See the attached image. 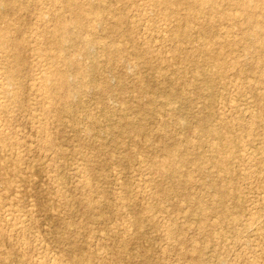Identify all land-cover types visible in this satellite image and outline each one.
I'll return each mask as SVG.
<instances>
[{
	"label": "rangeland",
	"instance_id": "obj_1",
	"mask_svg": "<svg viewBox=\"0 0 264 264\" xmlns=\"http://www.w3.org/2000/svg\"><path fill=\"white\" fill-rule=\"evenodd\" d=\"M18 1H20L22 6H26V4L29 6V9H23L24 12H19L21 15L25 14L24 17L26 16L25 18H27L28 21L24 19L27 23L22 25L26 27L28 24V26L23 29L24 31H21V35L19 33L17 34L16 31L13 32L14 28H12V26H9V28L12 36L14 35L16 38L17 36L18 38H22L25 41V45L27 44V57L22 64L23 66H21V77L24 79H22V84H24L23 89H25L27 96L23 97V102H20V104L11 103L9 111L6 112L8 115L5 113L0 114V129L2 127L4 131L7 130L5 134L8 141L10 142L11 140L12 142V144L5 145L0 139V170L6 168L4 164L7 162L12 163L9 158L13 157L16 153L20 154L19 156H21L22 162L17 166V169L19 172L20 169L23 171L25 170L24 172L21 170L20 176L25 177L30 182V187L28 188L32 194H24L25 192H22V195L18 194V198H15L13 196L15 194L14 192L12 194L11 191L2 192L5 191V186L0 185V252L4 254L6 258L5 261L0 262V264H39L38 258H43L44 263L47 264H56L57 261L55 260L58 259L64 260L67 264H71L76 257L80 258V254L82 253L81 259L84 264H119V262L121 264H183L184 261H189V263L192 261L191 253H188L186 256H181L184 249L188 247L185 245L188 240L192 241L191 243L195 244L194 246L203 248L201 255L204 261L200 264H215L216 260L214 258L220 253H222L225 258V264H264V168L263 164L261 162L259 163L260 158H264V84L258 83V79L260 78L259 75L252 73L249 74V76H252L251 79L254 80L253 83L255 84L254 88H249L247 81L240 78L243 77V75L239 77L236 73V69H242L245 66V68H250L252 64L257 62L260 56L256 46L248 47L241 39V33L245 27L254 29V27L251 26L252 24L246 22L241 28H231L233 25H231L232 23L230 21L220 20L216 17L214 23L219 37L220 35L224 36L223 38L227 35L232 38L234 37L233 39L236 44L235 49L237 50L235 54H230L226 51L222 57L215 58V46L209 47L207 54L201 50V46L205 43V40H203V38L201 39L202 31L200 28H197V30L194 29L193 31V37L196 39L193 37L185 39L183 35H178L177 30L180 28V24L176 22L175 17L167 18L165 16L166 7L162 1L124 0L123 3H120L115 0H107L103 2V6H111L112 10L117 8L114 11H116V13H123L126 18L123 19L124 23L120 29L110 33L105 26H108V21H112L113 15L107 13L108 16L106 20L97 27L95 35L101 42L110 43L109 47L111 50H116L118 48L125 50L126 57L124 56L125 61L122 62L124 66L121 62L109 63L107 61V56H102V54L97 53L96 51L100 50V48H97L99 45L95 46V49H97L96 51L92 50L90 54L82 57L81 65L85 69V72L89 74L83 79L81 77L75 78L74 82H78L79 80L88 82L94 79L95 82L98 83L94 88L96 92L92 89L91 93H86L88 95L87 97L86 94H83V96L82 94L72 96L69 105L72 107L78 106V102L84 99L86 102L85 106H87L86 109L90 111H78L77 109L74 111L70 109L72 112H65V120L76 119L74 121L78 124L74 130L70 128L68 124L66 125V123H64V125L60 124L56 116L51 114V117L49 116V124L44 126H48V137L56 140L57 144L48 146V148L44 149L42 148V142H45L44 139L47 138V135L41 134L40 127L45 121V106L41 105L40 91H38V89L41 85L42 74L54 68L53 60L51 62V58L49 60L48 55H52L51 52L53 53L55 49L46 47L48 49L46 50L44 48L46 45H43V49L39 51L33 45V39H41L40 42H44L42 39L46 37L43 33L44 27L41 28L42 24L38 23L37 19H35L34 12L37 11L32 8L38 10V13L43 10L41 13L48 14V10L46 11L45 9L47 7H43L38 0ZM218 1L222 2L220 4H223V7L228 11L237 12L240 10L239 8L237 9V6L232 0ZM225 1L227 3H225ZM253 1V4L257 2V0ZM263 1L264 0H259L256 4V8L260 7L264 3ZM30 4L32 6H30ZM206 6L208 5H202L204 15L199 14V18H202V20L206 19V16L214 14L211 7L208 6L206 8ZM25 11H28L27 13L29 14ZM222 11L225 10H218V15H220ZM184 12L190 15L195 14L194 11L187 10L181 13L183 14ZM263 12L264 10L257 8V13L261 17H259L260 20H262V16H264ZM239 18L241 21L247 20L246 15L241 12ZM185 31L186 28H183L182 33ZM32 32H34V34ZM25 33L27 35H24ZM133 35L136 41L132 40ZM156 39L158 41H156ZM174 42L181 43L183 52H189L190 55L189 53L187 54L188 56L177 54L181 52L176 53L175 50L172 49L173 44H175ZM138 45H140V47ZM73 49L76 50L75 47H71V50ZM139 50L143 51L144 54H138ZM149 51L158 54V57H153V60L150 62L149 59H146L145 55ZM0 53L1 58L4 60V62L2 59V61L0 60V71L5 72L9 67L8 65L11 64L9 63L11 58L8 57L10 53L1 50ZM4 55L7 56L4 57ZM6 57H8L6 60L8 61L10 58V61L7 62L5 60ZM219 58L225 62L223 68L229 66L227 67L228 72L224 75L227 86L223 84V80L219 81L221 78L220 76H217L218 78L215 77V86L217 89L220 87L219 89L223 91L222 97V91L218 93V90L215 89L212 95V93L206 89V82L202 74L200 75L197 71L199 69L198 67L203 68V71L216 68L215 62L220 60ZM243 58L246 59V62ZM233 62L240 63V67L238 68ZM108 64L111 68L108 67ZM118 64L122 66H118ZM235 66L236 68H234ZM105 68H107L106 71ZM111 70L117 73L114 75ZM38 72L41 74L39 73V75H37ZM94 72H96V74L98 73L97 76H95L96 74H94ZM100 72L102 74H100ZM121 72L125 73L123 74ZM110 73L113 74V76ZM106 74L113 77L114 80L108 76L110 81L112 80V83H110L113 84L114 82L113 85H116H111L112 92L108 97L105 96L106 94L100 92L103 87L102 84L104 79L107 76ZM133 74L137 75H134V77ZM139 77L141 78L140 82ZM162 77H164V80ZM176 77L180 78L178 83L179 86L173 83V89L169 86V84H171L169 81H173L172 79ZM131 79L135 81V84ZM117 80L119 81L117 82ZM100 81H102V83H100ZM136 81L140 86L137 89L135 87L137 84ZM158 81L161 84L163 83L162 87L160 83H157ZM151 83L152 86H154L153 89L155 88L154 90L151 89ZM164 83L166 85H164ZM123 84L125 86H123ZM133 84L134 87H131ZM156 84H158L159 87L156 86ZM128 86L130 88L126 89ZM164 86L165 88L167 86V88L165 89ZM224 86L226 87L225 89H223ZM149 88L151 90H149ZM172 91L174 92L173 98H177V101L172 105H168L166 104V93L172 94ZM258 91L259 93H257ZM89 94L91 95L89 96ZM139 95L141 96L139 97ZM134 97L136 98L134 99ZM103 99H105L107 106L112 111L114 110V115H107V112L101 104V100ZM141 100L145 102L144 104L142 101L145 106H147L149 102L154 101V108L149 110L145 109L148 107L144 106L140 108V106H142V104L140 105ZM146 101L149 102L147 103ZM203 101L204 103H202ZM231 101L235 102H233V104H235L236 111L229 107V104H232ZM47 107L48 105L46 108ZM198 107L201 108L199 109ZM12 112H14V114ZM126 118L142 126L145 133L139 137L137 132L133 134L132 132H125L122 129L111 130L112 124H120L122 121H125ZM201 118L207 120L202 122ZM222 118L224 120H222ZM9 119L10 121H8ZM254 119L258 122L255 123ZM162 120H171V122L167 124ZM157 121L161 122L157 123ZM221 121H226L233 126L231 133L225 134V137L236 144L235 152H237V154L235 156L231 155L227 160L223 156H229V150H219L220 144H223V142L225 143V141L210 139L209 136L203 133V126L205 127L206 124H212L218 127L221 126L219 125ZM88 126L92 127L91 131L87 130ZM84 131L87 134L84 133ZM172 132H176L179 137L171 138ZM146 137L150 139L147 146L141 145V147H137L131 142L133 138L137 140L139 138V141H145ZM201 137L204 141L201 143V147L198 150L195 145H198V141ZM151 144L155 145L157 151L156 149L153 151ZM165 147L172 150L178 148L180 151L191 149L188 155L185 156L192 161V163L188 165L189 168L188 166L183 167L182 157L180 158L179 156L178 159V156H170L166 153L164 151ZM197 151V154L202 153L206 155V157H210L211 160H203V162L193 161ZM214 159L223 160V164L220 165L219 171L213 167ZM179 160L181 161L179 162ZM142 161L144 162L142 163ZM146 161H153V163H147ZM176 161L178 162L176 163ZM163 162L165 166L161 165ZM169 162L173 165H182L181 171L176 174L178 178L173 176L170 170L165 174V178L163 175L164 173L162 174L163 176H161L158 168L168 167L171 165ZM145 164L147 166H145ZM10 166L15 165L10 164ZM153 166L157 170L154 169ZM198 166L205 170V174L207 173L206 176L196 171ZM186 167L188 169L187 172L193 175V180L195 179V181H193L195 185L192 184L190 188H186L185 184L182 183L184 181L183 177L182 181L181 178L179 180L181 176L179 174L185 173ZM229 167L233 169L234 174H229ZM29 172H33V175L29 174ZM169 173L172 176H169ZM15 175L16 174H13L12 178L16 177ZM149 176H151V178ZM153 177L155 179L151 180ZM173 178L175 179L173 180ZM230 178L234 180L233 184H231V188L238 190L240 194V203L234 197H226L224 199L225 201L221 202L219 199V191L221 188H219V191H216L209 187L212 182L218 183L220 187L225 181L231 180ZM217 180H219V182H217ZM84 182H87L88 186L84 185ZM159 182L163 185H160ZM156 185H158V187ZM34 186L38 187L37 191ZM161 188L168 191V196L161 197L159 195L158 191H161ZM172 188L175 189L174 192ZM42 190L44 191L42 192ZM178 191L180 192L178 193ZM213 191L214 193L212 194ZM181 192L182 197L179 196ZM185 193L188 194L185 195ZM59 194L61 195L59 196ZM23 195H25V198ZM200 197L202 198L200 199ZM216 200H218V202ZM38 201L40 202L38 203ZM216 202L219 205L216 204ZM222 203L230 208L232 213H240L241 223H235L239 222V220H236L231 224V217L227 218L225 223H223L224 229L217 227L216 229L212 228L213 237L220 236L225 238V242L229 245L226 251L220 250V252H218L210 247L207 249L204 248L207 239L203 234L205 230L208 233L212 231L210 224L219 219L216 212L221 209ZM203 204L205 206H203ZM27 205H31V211L27 210L28 207H24ZM91 205L92 208L90 209L89 207H91ZM146 208H153L154 213L146 211V215H154L156 217V224L145 218L142 227L139 228L135 224L136 213L140 210H146ZM211 208H216L217 210L213 212ZM201 211H204L202 215H204L203 218L207 221L205 229H202L203 226L199 224L202 218L199 213ZM6 212L12 214L10 218H13L15 222L22 221L20 219L25 218L24 221L27 226L23 233L15 234L16 231H11L7 222ZM17 212L19 213L16 214ZM36 212H38V214ZM249 214L255 216V219L258 221L257 226L253 228L243 226L245 223V216ZM22 215H24V217H22ZM32 215L37 223L32 221ZM43 226L47 227L44 228ZM172 226H174V230L171 233L170 227ZM7 233L11 234L8 235ZM183 239L187 240V242L184 243ZM64 245H66V251L65 248H62ZM35 246L36 248H34ZM74 247H76V251H74ZM81 247L83 249L85 247L86 249L83 250ZM70 250L72 251L70 252ZM65 252L68 253L67 257ZM76 253L77 255H75ZM54 257L57 258H55L52 263L51 261Z\"/></svg>",
	"mask_w": 264,
	"mask_h": 264
},
{
	"label": "bare ground",
	"instance_id": "obj_2",
	"mask_svg": "<svg viewBox=\"0 0 264 264\" xmlns=\"http://www.w3.org/2000/svg\"><path fill=\"white\" fill-rule=\"evenodd\" d=\"M107 0H38V2L44 7L46 6L47 8L46 11L48 10V14H45V13H41L39 12L38 13V10L32 8L33 10L37 11V12H34V16H35V19H37L38 23L42 24L41 28L44 27L43 29V33L45 35V39L43 38L42 40H44V42H40L39 39H33V45L36 49H38L39 51H41V49H43V45H46L44 48L46 50H48L47 48L49 49H55L53 50V53L51 52L52 55H48L49 57V60L51 58V62L53 60V65H54V68L51 70V71H47V72H44L41 76V85L40 84H37V85H40L39 86V89L38 91H40V100H41V105L42 106H45V109H44V115H45V121L43 122V124L41 125V134L42 135H47V138L44 139L45 142H42V148L46 149L48 148V146H54L57 144V141L56 140H53L51 138L48 137V126H44V125H48L49 124V121H50V115L51 114H54V116H56V118L58 119V121L60 122V124L64 125V123H66V125L68 124V126L70 128H72L73 130L76 129V119L74 120H69V119H66L65 120V112H72L70 111V109H73L74 111L77 109L78 111H86L88 109H86L87 106L86 105V102L84 101V99H81L78 103L79 105L78 106H75V107H72L71 105H69V102L71 100V97L72 96H76V95H79V94H88V93H91V90L94 89L96 87V85L98 84L97 82H95L94 79H92V81H88V82H83V81H78V82H74L75 78H85L88 76L89 73H86L85 72V69L82 67L81 65V60H82V57L87 55V54H90L92 50L96 51L97 49H95L97 45H99V47L97 48H100V50L96 51L97 53H100L102 54V56H107V61L110 63H120L122 64V62L125 61V50L124 49H121V48H118L116 50H111L110 49V43L108 42H101V40H99V38L96 37L95 35V31L97 29V27L100 25V24H103L104 20H106V17L108 16V14H112L113 17H112V21H108V26H105L107 27V31L108 32H112V31H115V30H118L121 28V26H123V19L126 18L125 15H123V13L121 12H118L116 13V11L112 10L111 9V6H103L102 3L105 2ZM109 1V0H108ZM115 1H118V2H122L124 0H115ZM160 2L162 1V3L164 4V6L166 7V13H165V16L167 18H170V17H175L176 18V22L180 24V28L177 30L178 32V35H183L185 39H190L191 37H193V31L194 29L197 30V28H200L201 31H202V35H201V39L203 38V40H205V43H203V45L201 46V50L207 54V51H208V48L211 47V46H215V58L216 57H222L226 51L227 53H230V54H235L236 50L235 49V42H234V37L232 38L231 36L227 35L225 38H223L224 36H221L219 37V34L216 30V25L214 23V21L216 20V17L219 18L220 20H224V21H230L233 25L231 28H238L241 26H243L244 23L246 22H249L250 24H252L251 26L254 27L253 28H244L242 30V33H241V39L244 41V43L246 44V46L248 47H251V46H256L260 56L257 60L256 63L252 64V66L250 68H239V64L238 62H233L234 65H236L239 69H236V73L239 75H243V77H240V78H243L245 81H247L248 85H249V88H254V84L253 81L251 79L252 76H249V74H252V73H256L259 75V81L258 83H262L264 84V16H261L263 17L262 20L259 19V14L257 13V8H261L262 10H264V3L260 6V7H257L256 8V4L257 2H259V0H257V2L255 4H253V0H232L234 2V4L237 6V9L239 8L240 10H238L237 12H231V11H228L227 9H225L223 7V4H220L222 2H219L218 0H159ZM256 1V0H255ZM27 2V1H26ZM35 2V1H34ZM33 2V3H34ZM264 2V1H263ZM225 3H227L225 1ZM113 4V3H112ZM208 5L211 7L212 11L214 12V14L210 15V16H206V19L202 20V18H199V14H203V8H202V5ZM34 5V4H33ZM30 6H32L30 4ZM39 6V5H38ZM41 6V7H42ZM206 6V8L208 7ZM231 6V5H230ZM24 8H27L29 9V6L28 4H26V6H22V4L20 3V1L18 0H0V50L1 51H6L8 53H10V55L8 57L11 58V61L8 59V61H10L8 66V71L5 70V72H2L0 71V114L2 113H5L7 111H9V108L11 107L10 104L11 103H18L20 104V102H23V97L27 96V94L25 93V89H23V85L22 84V79L23 77H21L22 73H21V66H23L22 64L24 63L26 57H27V53H26V47H27V44L25 45V41L22 39V38H16V36L14 37V35L12 36L11 35V32H10V28L9 26L12 28H14V31L13 32H17V34L19 33L21 35V31H24L23 29L26 28L24 27L23 25L25 23H27V18L24 17V15H21V13L19 12H24ZM114 8V7H113ZM132 8V7H131ZM139 8V6H138ZM158 8V6H157ZM220 9H223L225 11H222L220 15H218V10ZM159 10V9H158ZM184 10H187V11H194L195 14L193 15H190L186 12H184L183 14L181 12H183ZM208 10V9H207ZM30 11V10H29ZM45 11V12H46ZM141 11V9H140ZM143 11V10H142ZM205 11V10H204ZM26 13L28 11H25ZM135 12V11H134ZM240 12L241 13H244L246 15V18L247 20H243L241 21V19L239 18V15H240ZM146 13V12H145ZM264 13V12H263ZM29 14V13H27ZM26 14V15H27ZM136 14V13H135ZM156 16V15H155ZM28 17V16H27ZM142 17V16H141ZM155 18V17H153ZM261 18V17H260ZM27 22H25V20ZM146 21V20H145ZM219 22V21H218ZM172 23V22H171ZM23 24V25H22ZM173 24V23H172ZM125 25V24H124ZM146 25V24H145ZM165 25V24H163ZM23 26V27H22ZM174 26V24H173ZM104 27V28H105ZM223 27V26H222ZM140 28V27H139ZM183 28H186V31L184 33H182V29ZM224 28V27H223ZM226 28V27H225ZM39 29V28H37ZM163 29H164V26H163ZM103 30V29H102ZM170 30V29H169ZM195 30V31H196ZM229 30V29H228ZM27 31H28V28H27ZM26 31V32H27ZM38 31V30H37ZM40 31V30H39ZM230 31V30H229ZM234 31V30H232ZM118 32V31H117ZM160 32V31H159ZM166 32V31H165ZM171 32V31H170ZM197 32V31H196ZM34 34V32H32ZM32 33H30L31 35H33ZM123 33V32H122ZM174 33V32H173ZM14 34V33H13ZM16 34V35H17ZM132 34V33H131ZM158 34V33H157ZM24 35H27L26 33ZM23 35V36H24ZM130 35V33H129ZM172 35V34H171ZM177 35V36H178ZM176 36V37H177ZM26 37V36H25ZM169 37V36H168ZM197 37V36H196ZM27 38V37H26ZM40 38V36H39ZM195 38V37H193ZM223 38V39H222ZM112 39V38H111ZM196 39V38H195ZM195 39H192V40H195ZM222 39V40H221ZM46 40V41H45ZM132 40L133 41H136L134 35L132 36ZM153 40V39H152ZM168 40V39H167ZM176 40V39H175ZM27 41V40H26ZM156 41H158L156 39ZM190 41V40H189ZM31 42V41H30ZM47 42V43H46ZM163 42V41H162ZM164 43V42H163ZM175 43V42H174ZM143 44V43H142ZM151 44V43H150ZM29 46V45H28ZM31 46V44H30ZM115 46V45H114ZM140 47V45H138ZM169 46V45H168ZM42 47V48H41ZM47 47V48H46ZM71 47H75V49L71 50ZM152 47V46H151ZM167 48V47H166ZM169 48V47H168ZM44 49V50H45ZM171 49V48H170ZM172 49L175 50V52H181V53H177V54H183L184 56H188L187 54L189 52H183L182 48H181V43H175L173 44V47ZM197 49V48H196ZM32 50V49H31ZM37 50V51H38ZM195 50V49H194ZM36 51V50H34ZM38 51V52H39ZM191 51V50H190ZM199 51V50H198ZM31 52V51H30ZM160 52V51H159ZM1 54V53H0ZM31 54V53H30ZM138 54H144L143 51H138ZM8 55V54H7ZM7 55H4L7 56ZM47 55V54H45ZM146 55V59H149V62L151 60H153V57H158L157 53H151V51H149ZM190 55V53H189ZM202 55V54H201ZM214 55V54H213ZM229 55V54H228ZM240 55V54H239ZM40 56V55H39ZM125 56V57H124ZM6 57L5 60L8 58ZM29 57V55H28ZM37 57V56H35ZM41 57V56H40ZM97 57V56H96ZM231 57V56H230ZM229 57V58H230ZM235 57V56H234ZM94 58V57H93ZM101 58V57H100ZM1 55H0V60H1ZM36 59V58H35ZM38 59V58H37ZM95 59V58H94ZM178 59V57H177ZM220 59V58H219ZM244 59V58H243ZM3 60V59H2ZM1 60V61H2ZM32 60V59H31ZM39 60V59H38ZM41 60V59H40ZM171 60V59H170ZM228 60V59H227ZM230 60V59H229ZM245 62H246V59H244ZM0 61V62H1ZM7 61V60H6ZM7 61V62H8ZM42 61V60H41ZM216 61V60H215ZM4 62V60H3ZM5 62V63H7ZM34 62V61H33ZM86 62V61H84ZM83 62V63H84ZM177 62V60H176ZM179 62V61H178ZM181 62V61H180ZM241 62V60H240ZM244 62V63H245ZM44 63V62H43ZM50 63V62H49ZM82 63V64H83ZM89 63V62H88ZM3 64V63H2ZM35 64V63H34ZM46 64V63H45ZM60 64H61V67H60ZM124 64V63H123ZM122 64V65H123ZM128 64V62H127ZM131 64V63H130ZM216 64V68L214 69H210V70H206V71H203V68H200L198 67L199 69L197 70L198 73L202 76H203V79L205 80L206 82V89L208 91H210L213 95L214 93V90H218L217 92L219 93L220 91H222L221 89H217V87L215 86V77L217 76H220L221 78L219 79V81H222L223 84L225 86H227V81H225V74L228 72V68L229 66H227L226 68H223V66L225 65V62H223V60H217L215 62ZM43 65V64H41ZM87 65V64H85ZM122 65H119L118 66H122ZM181 65V64H180ZM251 65V64H250ZM2 66H5V65H2ZM89 66V64H88ZM96 66V65H95ZM124 66V65H123ZM127 66V65H125ZM130 66V65H129ZM177 66V65H176ZM203 66V65H202ZM201 66V67H202ZM221 66V67H220ZM236 66L234 68H236ZM39 67V66H38ZM44 67V66H43ZM52 67V65H51ZM87 67V66H85ZM97 67V66H96ZM108 67H110V65L108 64ZM134 67V66H133ZM181 67V66H179ZM46 68V67H45ZM50 68V67H49ZM103 68V67H102ZM111 68V67H110ZM122 68V67H121ZM124 68V67H123ZM137 68V67H136ZM182 68V67H181ZM233 68V67H232ZM36 69V68H35ZM44 69V68H43ZM107 68H105V71H106ZM128 69V68H127ZM135 69V68H133ZM2 70V69H1ZM101 70V69H100ZM113 70V69H112ZM111 70V71H112ZM181 70V69H180ZM23 71V70H22ZM25 71V70H24ZM110 71V70H109ZM122 71V69H121ZM124 71V70H123ZM182 71V70H181ZM179 71V72H181ZM249 71V72H247ZM98 72V71H97ZM113 72V71H112ZM119 72V71H118ZM247 72V73H246ZM40 72L37 73V75H39ZM106 73V72H104ZM114 73V72H113ZM117 72L114 73V75L116 74ZM121 73H125V72H121ZM163 73V72H162ZM182 73V72H181ZM234 73V72H233ZM235 73V74H236ZM35 74V73H34ZM41 74V73H40ZM94 74H96V72H94ZM98 74V73H97ZM97 74L95 76H97ZM100 74H102L100 72ZM111 74V73H110ZM105 75V74H104ZM107 76L105 77L104 79V82L102 84V90L100 91L101 93H104L106 94L105 96H110L111 95V92H112V86L114 84H111L112 83V80L113 79V74H111L112 76L110 77L109 74H106ZM127 75V74H126ZM125 75V76H126ZM134 75H137V74H133ZM40 76H37V77H40ZM108 76L110 78H112V80L110 81V78H108ZM139 76V75H138ZM36 77V78H37ZM118 77V76H117ZM135 77V76H134ZM163 80H164V77H162ZM218 78V77H217ZM27 79V78H26ZM38 79V78H37ZM100 79H103V78H100ZM140 77H139V82H140ZM143 79V78H142ZM166 79V78H165ZM175 79V80H174ZM179 79L178 77L176 78H173L172 80L173 81H169L171 82V84H169V86H171L173 88V83H175L177 86H179ZM24 80V79H23ZM40 80V79H39ZM127 80V78H126ZM124 80V81H126ZM133 80V79H131ZM136 80V79H135ZM161 80V78H160ZM35 81V80H34ZM98 81V79H97ZM119 80H117L118 82ZM134 81V80H133ZM143 81V80H141ZM162 81V80H161ZM167 81V80H166ZM175 81V82H174ZM243 81V82H245ZM111 82V83H110ZM123 82V81H122ZM145 82V81H143ZM149 82V81H148ZM147 82V83H148ZM100 83H102V81H100ZM127 83V82H126ZM136 89L139 86V83L136 81ZM150 83V82H149ZM152 83L154 84V82L152 81ZM152 83L150 84V86H152ZM157 83H160L159 81ZM246 83V82H245ZM125 84V83H124ZM123 84V86H125ZM134 84H135V81H134ZM134 84L133 86L131 87H134ZM161 84V83H160ZM159 84V85H160ZM163 84V83H162ZM162 84H161V87H162ZM174 84V85H175ZM149 85V84H148ZM164 85H166L164 83ZM113 86H116V85H113ZM127 86V85H126ZM156 86H158V84H156ZM223 87V89H225L226 87ZM27 87V86H26ZM154 86L151 87V89H153ZM159 87V86H158ZM127 88H130L129 86L126 87ZM165 88V86H164ZM163 88V89H164ZM167 88V86H166ZM165 88V89H166ZM169 88V87H168ZM222 88V87H221ZM100 89V88H99ZM149 88V90H151ZM155 89V88H154ZM153 89V90H154ZM157 89V87H156ZM161 89V88H160ZM159 89V90H160ZM174 89V88H173ZM177 89V88H176ZM175 89V90H176ZM198 89V88H197ZM245 89V88H244ZM115 90V89H114ZM113 90V91H114ZM178 90V89H177ZM176 90V91H177ZM202 90V89H200ZM254 90V89H253ZM27 91V89H26ZM37 91V92H38ZM103 91V92H102ZM205 91V90H204ZM250 91V90H249ZM94 92H96V90L94 89ZM99 92V91H98ZM99 92V93H100ZM199 92V91H198ZM262 92V91H261ZM28 93V92H27ZM39 93V92H38ZM98 93V94H99ZM173 91H172V94L170 93H166V104L168 105H172L174 104L175 101H177V98H173L174 95H173ZM176 93V92H175ZM250 93V92H249ZM254 93V92H253ZM259 93V91L257 92ZM86 94V97L88 96ZM95 94V93H94ZM138 94V93H137ZM201 94V93H200ZM204 94V93H203ZM91 94H89L90 96ZM253 95V94H252ZM141 95H139L140 97ZM176 96V95H175ZM223 96V91L221 92V97ZM254 96V95H253ZM256 96V95H255ZM94 97V96H92ZM138 97V96H137ZM143 97V96H142ZM83 98V97H81ZM136 97H134L135 99ZM200 98V97H198ZM102 99V98H101ZM116 99V98H115ZM120 99V98H119ZM174 99V100H173ZM192 99V98H191ZM213 99V98H212ZM150 100V99H149ZM181 100V99H180ZM194 100V98H193ZM96 101V100H95ZM127 101V100H126ZM143 100L140 101V105L142 104V106H140V108H142L143 106L144 107H148V108H145V109H153V105L155 104L154 101L153 102H149V101H146L148 103L147 106H145V102L143 104L142 102ZM59 102V103H58ZM97 102V101H96ZM193 102V101H192ZM201 102V101H200ZM232 102V101H231ZM234 102V101H233ZM229 104V107L231 109H235L236 111V108H235V104ZM30 103V102H29ZM204 103V101L202 102ZM235 103V102H234ZM101 104L103 105L104 107V110L107 112V115H114V110L112 111L106 104V101L105 99L101 100ZM30 105V104H29ZM32 105V104H31ZM48 105V107L46 108V106ZM97 105V103H96ZM110 105V104H109ZM211 105V104H210ZM238 105V104H237ZM98 106V105H97ZM117 106V105H116ZM22 107V106H21ZM31 107V106H30ZM202 107V105H201ZM201 107H198L199 109ZM16 108V107H15ZM44 108V107H42ZM112 108V107H111ZM119 108V107H117ZM125 108V107H124ZM132 108V107H131ZM139 108V109H140ZM207 108V107H206ZM17 109V108H16ZM19 109V108H18ZM143 109V110H145ZM205 109V108H203ZM14 110V109H13ZM118 110V109H117ZM115 110V111H117ZM228 110V109H227ZM238 110V109H237ZM27 111V110H26ZM76 111V112H78ZM90 111V110H88ZM102 111V110H101ZM133 111V109H132ZM14 114V112H12ZM11 113V114H12ZM20 113V112H19ZM82 113V112H81ZM86 113V112H85ZM88 113V112H87ZM121 113V112H120ZM158 113V112H157ZM76 114V113H75ZM74 114V115H75ZM116 114V113H115ZM259 114V113H258ZM8 115V114H6ZM73 115V116H74ZM81 115V114H80ZM90 115V114H89ZM118 115V114H117ZM158 115V114H157ZM156 115V116H157ZM257 115V114H256ZM3 116V115H2ZM14 116V115H13ZM50 116V117H49ZM76 116V115H75ZM7 117V116H6ZM43 117V115H42ZM78 117H79V113H78ZM81 117V116H80ZM94 117V116H93ZM106 117V116H105ZM108 117V116H107ZM9 118V116H8ZM12 118V117H11ZM74 118V117H72ZM257 118V117H256ZM5 119V118H4ZM103 119V118H102ZM108 119V118H107ZM143 119V118H142ZM145 119V118H144ZM202 119V118H201ZM1 120V119H0ZM88 120V119H87ZM90 120V119H89ZM106 120V119H105ZM207 119H202V122L206 121ZM222 120H224L222 118ZM255 120V123H257L258 121ZM258 120V119H257ZM10 121V119L8 120ZM142 121V120H141ZM163 122H166L168 124V122H171V120H162ZM217 121V120H216ZM1 122V121H0ZM89 122V121H87ZM154 122V121H153ZM161 122V121H160ZM157 121V123H160ZM162 122V124H163ZM4 123H5V120H4ZM55 123V122H54ZM92 123V121H91ZM2 125V124H1ZM204 125V124H202ZM201 125V126H202ZM221 126H213L212 124H206L205 127L203 126V133L206 135V136H209L210 139H217V140H223L225 141V143L223 142V144H220V147H219V150H229L228 152H230V155L225 157L223 156L226 160L227 158L231 157V155H236L237 152H235V148H236V144L235 142H231L230 140H228V138L225 137V134H230L231 133V130L233 129V126H231L230 124H228L226 121H221V123L219 124ZM2 126H5L4 124ZM221 127V128H220ZM91 128L90 126H88L87 130L88 131H91ZM6 129V128H4ZM54 129V128H53ZM56 129V128H55ZM69 129V128H68ZM96 129V128H95ZM115 129H122L123 131L125 132H132L133 134H136V132L139 134V137L140 135H143L145 132L143 130V127L140 126L138 123H136L135 121H132L130 120L129 118H126L125 121H122L120 124L116 123V124H112L111 126V130H115ZM162 130V129H161ZM7 131V130H5ZM5 131L3 130V128L1 127L0 129V139H1V142H3L5 145L7 144H12L11 140L10 142L8 141V138L5 134ZM63 131V129H62ZM39 132V131H38ZM50 132V131H49ZM56 132V131H55ZM84 133H86L84 131ZM89 133V132H88ZM159 133V131H158ZM162 133V132H161ZM38 134V133H37ZM87 134V133H86ZM39 135V134H38ZM60 135V134H59ZM167 135V134H166ZM172 137H179L177 136L176 132H172L171 133ZM10 136V135H9ZM40 136V135H39ZM108 136V135H107ZM114 136V135H113ZM138 136V135H137ZM151 136V135H150ZM164 136V135H163ZM169 136V135H168ZM224 136V137H223ZM43 137V136H41ZM59 137V136H58ZM92 137V136H91ZM148 137V136H147ZM145 139V141L141 140L139 141L140 139L138 138V140L136 138H133L131 140L132 144H135L137 147H141V145L143 146H147V144L150 142V139L147 138ZM37 138V136H36ZM45 138V137H44ZM85 138V137H84ZM161 138V137H160ZM166 138V137H165ZM11 139V138H10ZM90 139V137H89ZM88 139V140H89ZM104 139V138H103ZM156 139V138H155ZM149 140V141H148ZM164 140V139H163ZM175 140V139H173ZM177 140V138H176ZM185 141V140H184ZM203 139L201 137V139L198 141V145H195L197 147V149L199 150L200 147H201V143H203ZM165 142V140H164ZM163 142V143H164ZM167 142V141H166ZM187 142V141H186ZM222 142V141H221ZM15 143V142H14ZM60 143V142H59ZM169 144V143H168ZM87 145V144H86ZM152 145V149L153 151H155V145L154 144H151ZM18 147V146H17ZM13 148V147H12ZM193 148V147H192ZM195 148V147H194ZM11 149V148H10ZM41 149V148H40ZM191 149H184L183 151H180L178 148H175L174 150L170 149V148H164V151L166 153H168L170 156H175L177 157L178 156V159H179V156L180 158L182 157L183 158V161H182V164H183V167L184 166H188L190 163H192V161H190L189 158L185 157L188 155L189 151ZM157 151V149H156ZM152 152V151H150ZM10 153V152H9ZM8 153V154H9ZM198 151L194 154L195 157H194V160L193 161H202L205 160H211L210 157H206V155H203L202 153H199L197 154ZM1 154V153H0ZM164 154V153H163ZM20 154H14L13 157L9 158L10 161L12 163H6L4 165V167H6L5 169L3 168L2 170H0V185L2 186H5V191H2V192H10L11 191V194L14 192L15 194L13 195L15 198H18V194H21L22 192L24 194L26 193H31L30 189L28 187L30 182L25 178V177H21L20 176V172L22 169H20V172L18 171L17 169V166L22 162V158L21 156H19ZM169 155H168V158H169ZM222 155V154H221ZM57 159V158H56ZM165 159V158H164ZM193 159V158H192ZM191 159V160H192ZM28 160V159H27ZM175 160V159H174ZM225 160V161H226ZM91 161V160H90ZM163 161V160H162ZM166 161V159H165ZM168 161V159H167ZM170 161V160H169ZM181 160H179L180 162ZM144 161H142L143 163ZM147 163H150L148 161H146ZM174 162V161H173ZM178 161H176L177 163ZM214 164H213V167L214 169H217L219 171V167L221 164H223V160L222 159H218V160H213ZM262 163L263 164V168H264V158H260V161L259 163ZM153 163V161L151 162V164ZM170 163V162H169ZM175 163V164H176ZM205 163V162H204ZM10 164L12 165H15V166H10ZM27 164V162H26ZM171 164V163H170ZM180 164V163H179ZM144 165V164H143ZM160 165V164H158ZM161 165H164V162L163 164ZM160 165V166H161ZM145 166H147L145 164ZM154 166H155V163H154ZM153 166L154 169H156L155 167ZM262 166V165H261ZM56 167V166H55ZM181 166L179 165H169L168 167H159V172L161 173V176L164 175V178H165V174L168 173V170L171 171V174L173 176H176L177 173H179L181 171ZM44 168V167H43ZM189 168V166H188ZM45 169V168H44ZM58 170V169H57ZM152 171H154L153 169H150ZM149 170V171H150ZM157 170V169H156ZM185 173L183 174H179L181 175L179 177V180L181 178V181H182V177L184 179V181L182 183L185 184V187L186 188H190V186L192 187V184H193V181H195V179L193 180V175L190 174V172H187V167L185 168ZM23 171V170H22ZM25 171V170H24ZM23 171V172H24ZM37 171V170H36ZM148 171V172H149ZM194 171V170H193ZM198 171L199 173H203L202 175L203 176H206L205 174V170H203V168H200V166H198V169L196 170ZM222 171V170H221ZM22 172V173H23ZM147 172V173H148ZM264 172V171H263ZM16 174L14 178H12L13 174ZM151 173V172H149ZM164 173V174H163ZM233 173V169L231 167H229V174H232ZM29 174L33 175V172ZM37 174V173H36ZM163 174V175H162ZM169 173V176L171 175ZM234 174V173H233ZM57 175V174H56ZM171 175V176H172ZM36 176V175H35ZM34 177V176H33ZM39 177V176H38ZM89 177V176H88ZM87 177V178H88ZM151 178V176H149ZM168 177V176H167ZM166 177V178H167ZM263 177H264V174H263ZM58 178V177H57ZM176 178H178V175L176 176ZM38 179V178H37ZM155 178L153 177V179L151 180H154ZM175 178H173L174 180ZM231 179V178H230ZM53 180V179H52ZM86 180V179H85ZM214 180V179H213ZM223 180V179H222ZM41 181V180H40ZM39 181V182H40ZM142 181V180H141ZM233 179L229 180V181H225L223 183L222 186L219 187V184L216 183V182H212L210 183L209 187L212 188L213 190L215 189L216 191H219V188H221V190L219 191V199L222 201H225L224 199L226 197H234L235 199L238 200V202L240 203L241 200L239 199L240 198V194L238 193V190L234 189V188H231V184H233ZM177 182V181H176ZM180 182V181H178ZM217 182H219V180H217ZM57 183V182H56ZM62 183V182H61ZM150 183V182H149ZM154 183V182H153ZM160 185L162 184L161 182H159ZM42 184V183H41ZM84 185L88 186V183L87 182H84L83 183ZM90 184V183H89ZM158 184V183H156ZM36 185V183H35ZM57 185V184H56ZM55 185V186H56ZM60 185V184H59ZM141 185V184H140ZM150 185V184H149ZM159 185V184H158ZM158 185H156L158 187ZM163 185V184H162ZM195 185V183L193 184ZM84 186V187H86ZM175 186V185H174ZM35 187V186H34ZM163 187V186H162ZM208 187V188H209ZM36 188V191H37V188L38 187H35ZM34 188V189H35ZM184 188V187H183ZM210 188H209V191H210ZM41 189V188H40ZM83 189V188H82ZM90 189V188H89ZM143 189V188H142ZM180 189V188H179ZM26 190V191H25ZM91 190V189H90ZM44 190H42L43 192ZM84 191V190H83ZM160 191V190H159ZM159 195L161 197H165V196H168V191H165L164 189L161 188V191L159 192ZM172 191L174 192L175 189L172 188ZM215 191V193H216ZM90 192V191H89ZM144 192V191H143ZM177 192V191H176ZM180 191H178L179 193ZM53 193V192H52ZM214 193V191L212 192V194ZM32 194V193H31ZM30 194V195H31ZM39 194V193H38ZM188 194V193H185V195ZM22 195V194H21ZM20 195V196H21ZM35 195V194H34ZM37 195V194H36ZM61 194H59L60 196ZM143 195V194H142ZM170 195V194H169ZM215 195V194H214ZM24 198H25V195H23ZM27 196V195H26ZM32 196V195H31ZM30 196V197H31ZM182 197V192L181 194L179 195ZM218 196V195H217ZM28 197V196H27ZM26 197V198H27ZM41 197V196H40ZM203 197V196H202ZM200 197V199L202 198ZM7 198V197H6ZM21 198V197H20ZM43 198V197H42ZM5 199V198H4ZM23 199V198H22ZM21 199V201H22ZM34 199V198H33ZM41 199V198H39ZM63 199V198H62ZM61 199V200H62ZM120 199V198H119ZM230 199V198H229ZM18 200V199H17ZM26 200V199H25ZM24 200V201H25ZM38 200V199H37ZM44 200V198H43ZM66 200V199H65ZM69 200V199H68ZM67 200V201H68ZM4 201V200H3ZM19 201V200H18ZM23 201V202H24ZM31 201V200H30ZM36 201V200H35ZM206 201V200H204ZM218 202V200H216ZM22 202V203H23ZM27 202V201H26ZM40 201H38L39 203ZM86 202V201H85ZM214 202V201H213ZM216 202V204H218ZM220 202V203H221ZM25 203V202H24ZM200 203V202H199ZM42 204V202H41ZM91 204V203H90ZM26 205V204H25ZM148 205V204H146ZM207 205V204H206ZM219 205V204H218ZM34 206V205H33ZM67 206V205H66ZM70 206V205H69ZM203 206H205L203 204ZM20 207V206H19ZM24 207H28V211H31L32 207L31 205H27V206H24ZM88 207V206H87ZM8 208V206H7ZM35 208V207H34ZM90 209L92 208V205L91 207H89ZM101 208V207H100ZM218 208V207H217ZM6 209V208H4ZM21 209V208H19ZM38 209V208H37ZM124 209V208H123ZM202 209V208H201ZM242 209V208H241ZM61 210V209H60ZM205 210V209H204ZM215 210H217L216 208H211V211L215 212ZM6 211V210H5ZM19 211V210H18ZM37 211V210H35ZM121 211V210H120ZM123 211V210H122ZM146 211L148 212H152L154 213L153 211V208H146V210H140L139 212L136 213V219H135V224L136 226H138L139 228L142 227L143 225V221L145 220V218L147 220H150L152 222H154L156 224V217L154 215L152 216H147L146 215ZM192 211V210H191ZM16 212V211H15ZM22 212V211H21ZM25 212V211H24ZM42 212V211H41ZM88 212V211H87ZM124 212V211H123ZM197 212H198V209H197ZM7 213V212H6ZM19 212H17L16 214H18ZM33 213V212H32ZM38 214V212H36ZM63 213V212H62ZM108 213V212H107ZM200 215L202 216V218L200 219V222L199 224H201L203 226L202 229H205L206 225H207V221L206 219H204V211H201L199 212ZM212 213V212H211ZM14 214V213H13ZM15 214V215H16ZM51 214V213H50ZM216 214H218V220L213 222L212 224H210V227H211V230L212 228L216 229L217 228H223V223H225L226 219L227 218H231V224H233L236 220H239V222H235V223H241V218L239 216L240 213L238 214H235V213H232L230 208H228L225 204L222 203V207L221 209H219V211L216 212ZM7 215V222L9 224V227L11 228V231H16L15 234H20V233H23L26 229V226L27 224L25 223L24 219H20L22 221H19V222H15L13 220V218L11 219L10 218V215L12 216V214H6ZM41 215V213H40ZM44 215V214H43ZM42 215V216H43ZM47 215V214H46ZM9 216V217H8ZM14 216V215H13ZM48 216V215H47ZM124 216V215H122ZM121 216V217H122ZM22 217H24V215H22ZM21 217V218H22ZM51 217V216H50ZM120 217V218H121ZM14 218L16 219V217L14 216ZM19 218V217H18ZM49 218V217H48ZM256 217L253 216L252 214H249V215H246L245 216V223L243 224L244 227H250V228H253L254 226H257V219H255ZM27 219V218H26ZM43 219V218H42ZM47 219V218H46ZM51 220V219H50ZM11 221V222H10ZM32 221H34L35 223H37L36 219L33 218V215H32ZM40 221V220H39ZM119 221V220H118ZM52 222V221H51ZM55 222V221H54ZM102 222V221H101ZM28 223V222H27ZM4 224V223H3ZM29 224V223H28ZM40 224V223H39ZM44 224V223H43ZM52 224V223H51ZM63 224V222H62ZM106 224V223H104ZM2 226V225H1ZM44 228L47 227V226H43ZM108 227V226H107ZM65 228V227H64ZM137 228V227H136ZM260 228V227H259ZM37 229V228H35ZM75 229V228H74ZM82 229V228H81ZM224 229V228H223ZM231 229V228H230ZM66 230V229H65ZM73 230V229H72ZM123 230V229H122ZM174 230V226L170 227V232L172 233V231ZM12 231V232H13ZM53 231V230H52ZM127 231V230H126ZM137 231V230H136ZM222 231V230H221ZM251 231V230H250ZM253 231V230H252ZM40 232V231H39ZM77 232V231H76ZM206 232V230H205ZM203 235L206 236V241H205V247L204 248H212L214 251H218L220 252V250H224L226 251L227 248H229V245L225 242V238H222L220 236H215L213 237V230L210 231L209 233L206 232ZM237 232V231H236ZM53 233V232H52ZM62 233V232H61ZM120 233V232H119ZM127 233V232H126ZM238 233V232H237ZM8 234V233H7ZM11 234V233H9ZM8 234V235H9ZM26 234V233H25ZM54 234V233H53ZM60 234V233H59ZM78 234V233H77ZM76 234V236H77ZM239 234V233H238ZM1 235V234H0ZM58 235V234H57ZM119 235V234H118ZM174 235V234H173ZM201 235V234H200ZM60 236V235H59ZM71 236V235H70ZM128 236V235H127ZM221 236H224V235H221ZM26 237V236H25ZM35 237V236H34ZM38 237V236H37ZM56 237V236H55ZM238 237V236H237ZM240 237V236H239ZM17 238V237H16ZM14 239V238H12ZM28 239V238H27ZM68 239V238H67ZM20 240V238H19ZM184 240V239H183ZM263 240V239H262ZM187 240H184V243H186ZM192 241L188 240V244L186 243L185 245L188 246L186 249H184V251L182 252L181 256H186L188 253H191L192 254V261L189 263L188 262H185L183 264H200L201 262L204 261V259L202 258V251H203V248H198L197 246H194L195 244L191 243ZM33 243V242H32ZM36 243V242H35ZM15 244V243H14ZM23 244V243H22ZM21 244V245H22ZM34 244V243H33ZM72 244V243H71ZM78 244V243H77ZM80 244V243H79ZM25 245V244H24ZM36 245V244H35ZM41 245V244H40ZM70 245V244H68ZM26 246V245H25ZM66 245H64L62 248H65ZM73 246V245H72ZM76 246V245H75ZM81 246V244H80ZM22 247V246H21ZM77 247V246H76ZM76 247L74 251H76ZM86 247V246H85ZM84 247V249H86ZM36 248V246L34 247ZM33 248V249H34ZM38 248V247H37ZM41 248V246H40ZM71 248V246H70ZM68 248V249H70ZM82 248V247H81ZM2 249V248H1ZM8 249V248H7ZM6 249V250H7ZM39 249V248H38ZM61 249V248H60ZM80 249V248H79ZM83 249V248H82ZM81 249V250H82ZM83 249V250H84ZM114 249V248H113ZM22 250V249H21ZM64 250V249H63ZM73 250V248H72ZM70 250V252L72 251ZM65 251H66V248H65ZM78 251V250H77ZM116 251V250H114ZM68 252V251H67ZM82 252V251H81ZM84 252V251H83ZM69 253V252H68ZM66 254V257L68 256ZM98 253V252H97ZM112 253V252H111ZM114 253V252H113ZM117 253V252H115ZM121 253V251H120ZM71 254V253H70ZM85 254V253H84ZM10 255V254H9ZM77 255V253L75 254ZM81 255L80 254V258L79 257H76L73 262L71 264H84L82 259H81ZM99 255V253H98ZM115 255V254H114ZM196 255V256H195ZM48 256V255H47ZM70 256V255H69ZM91 256V255H90ZM109 256V255H108ZM107 256V257H108ZM50 257V256H49ZM98 257V256H96ZM104 257V256H103ZM102 257V258H103ZM122 257V256H120ZM35 258V257H33ZM55 258L57 257H54L52 259V263L54 262L53 260H55ZM83 258V257H82ZM99 258V257H98ZM5 255L2 254L0 252V262L2 261H5ZM46 259V258H45ZM86 259V258H85ZM90 259V258H89ZM105 259V258H103ZM119 259V257H118ZM216 260L215 264H225V258L223 256L222 253L218 254V256H216V258H214ZM40 260V261H39ZM43 260V261H42ZM66 260V259H65ZM69 260V259H67ZM121 260V259H120ZM252 260V259H251ZM48 261H49V258H48ZM57 261L56 264H64L67 262H65L64 260H55ZM64 261V262H63ZM72 261V259H71ZM114 261V260H113ZM116 261V260H115ZM119 261V260H118ZM117 261V262H118ZM38 262L39 264H47V263H44V259L43 258H38ZM123 262V261H122ZM255 262V261H254ZM6 264V263H5ZM28 264V263H27ZM87 264V263H86ZM119 264H121L119 262Z\"/></svg>",
	"mask_w": 264,
	"mask_h": 264
}]
</instances>
